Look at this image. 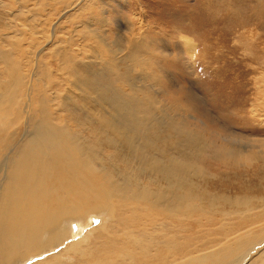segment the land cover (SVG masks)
Returning a JSON list of instances; mask_svg holds the SVG:
<instances>
[{"label": "bare ground", "instance_id": "obj_1", "mask_svg": "<svg viewBox=\"0 0 264 264\" xmlns=\"http://www.w3.org/2000/svg\"><path fill=\"white\" fill-rule=\"evenodd\" d=\"M114 1L0 0V264H264V196L228 174H264V140L212 145L163 110L144 73L162 41L110 38Z\"/></svg>", "mask_w": 264, "mask_h": 264}, {"label": "rangeland", "instance_id": "obj_2", "mask_svg": "<svg viewBox=\"0 0 264 264\" xmlns=\"http://www.w3.org/2000/svg\"><path fill=\"white\" fill-rule=\"evenodd\" d=\"M136 1L140 4L136 5ZM232 1L115 0L110 2L112 6L109 15L118 19V22L105 27L107 35L114 39L116 35L127 34L126 27H133L130 23L133 21L138 31L148 33L153 39H161L162 43L156 45L160 60L157 68L150 69L149 66L144 72L148 76L146 83L149 89L146 92L153 94L157 98V104L163 106V110L169 112L172 118L184 121L190 132L212 145H218L223 137L232 136L229 133H236L237 138L238 134H242L245 142L250 139L264 140V124L260 125L259 119L248 116V110L251 111L254 104L259 106L256 99L260 98V95H256L259 89L257 87L264 86V66L260 65L264 59V55H260V51H264V18L257 19L253 15L251 0ZM255 1H259L256 6L264 5V0ZM255 1L253 0V4ZM261 2L263 3L260 4ZM119 3H122L121 7ZM241 5L247 9H243ZM143 8L146 15L141 13ZM31 16L30 14L29 17ZM247 17L248 22L250 18L255 22L241 24ZM140 24L144 25L143 29ZM252 36H255L254 39ZM188 40L194 43L193 53L187 47ZM44 60L50 62L48 57ZM134 76L140 78L141 74ZM261 144L264 145L263 142ZM252 162L242 171L258 169V162H261ZM209 164L218 169L224 166L221 160H211ZM260 168L264 170L263 166ZM242 171L228 172L234 179L230 182L232 192L256 196L257 201L250 206L258 210V200L264 196V174H252V180H249L245 179ZM223 183L224 181L217 182L219 185ZM217 216L222 219L221 214ZM261 223L264 226V218L255 227ZM79 230L80 228L73 231L71 235L78 238L85 233Z\"/></svg>", "mask_w": 264, "mask_h": 264}, {"label": "snow or ice", "instance_id": "obj_3", "mask_svg": "<svg viewBox=\"0 0 264 264\" xmlns=\"http://www.w3.org/2000/svg\"><path fill=\"white\" fill-rule=\"evenodd\" d=\"M95 222V221H94Z\"/></svg>", "mask_w": 264, "mask_h": 264}]
</instances>
